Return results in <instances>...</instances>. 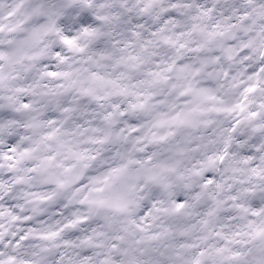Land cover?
<instances>
[{"label": "snow or ice", "instance_id": "snow-or-ice-1", "mask_svg": "<svg viewBox=\"0 0 264 264\" xmlns=\"http://www.w3.org/2000/svg\"><path fill=\"white\" fill-rule=\"evenodd\" d=\"M0 264H264V0H0Z\"/></svg>", "mask_w": 264, "mask_h": 264}]
</instances>
